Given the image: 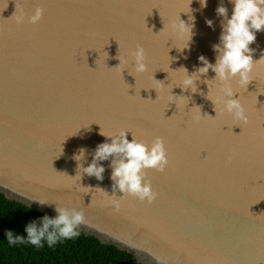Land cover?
Returning a JSON list of instances; mask_svg holds the SVG:
<instances>
[{
    "label": "water",
    "instance_id": "obj_1",
    "mask_svg": "<svg viewBox=\"0 0 264 264\" xmlns=\"http://www.w3.org/2000/svg\"><path fill=\"white\" fill-rule=\"evenodd\" d=\"M218 4L208 0L201 10L193 0L196 35L190 52H181L172 47L167 24L187 9V0H0V193L27 207L44 199L82 211L80 231L138 264H264V62L255 65L247 89L231 82L247 124L215 118L205 96L215 95L216 82H202L215 77L211 70L197 81L196 94L172 88L183 75L172 71L183 66L191 74L200 55L215 63ZM37 6L44 8L38 24H16L21 8L30 16ZM225 6L230 17L233 6L227 0ZM180 17L188 22L187 14ZM206 18L215 21V31ZM137 45L145 48L149 72L135 80L113 68L118 52L128 56ZM257 45L254 62L264 50V32L251 47ZM171 94L190 97L187 107L179 98L170 102ZM193 106L209 116L194 122ZM89 124L91 131L70 137ZM98 124L146 142L164 139L167 169L147 172L158 193L154 202L126 196L117 209L108 162L102 182L72 178V153L87 147L90 163L105 140ZM29 208L56 215L50 207Z\"/></svg>",
    "mask_w": 264,
    "mask_h": 264
},
{
    "label": "clouds",
    "instance_id": "obj_2",
    "mask_svg": "<svg viewBox=\"0 0 264 264\" xmlns=\"http://www.w3.org/2000/svg\"><path fill=\"white\" fill-rule=\"evenodd\" d=\"M192 2L193 0H187V9L181 11L188 15V22L181 19V12H179L178 16L171 19L167 24L169 37L173 41L172 47L181 52L184 50L190 52L191 45L194 43L193 38L196 35L194 31L195 17L192 15L193 10L190 8ZM198 3L202 10L207 7L208 0H198ZM227 3L233 6L230 17L229 9L225 6V0H219L215 10L217 18H220L221 27L219 42L212 45V49L216 54L215 63L210 62L204 55H200L198 60L201 66H194V71L191 74L183 66L172 71L182 70L183 73L178 83L173 85L172 88L179 87L182 91H190L192 94H196L198 92L197 81H200L202 76L207 77L209 70H211L215 73V77L212 80L205 79L202 82L207 83L208 87L210 82H216L215 95H210V90L206 96L203 92L199 94L212 102L216 113L215 118L218 114L227 115L238 124H247L249 115L241 98L236 97L239 92L233 89L231 82L237 80L241 88L247 89L248 84L253 80L251 74L255 65L264 62V50L261 52V58L254 62L253 56L259 45H257V48L251 47L257 42V33L264 32V0H227ZM43 13L44 8L41 6L35 7L30 16L21 8L19 13L15 14V22L22 25L27 21L29 24L36 25L41 21ZM205 23L215 31V21L213 19L206 18ZM165 27L166 25H164V30ZM174 44H179L180 47H176ZM115 58L119 60V64L113 69L118 70L121 74L127 70L128 74L133 76L135 80L136 74L149 72L145 48L142 45H137L134 50L128 53V56H121L118 52ZM161 86L165 87L163 83H161ZM154 89L156 90V88ZM171 97L170 102H175L176 105L177 98L184 101L185 107L189 104L190 97L173 96L172 94ZM218 106L219 112L217 111ZM193 109L198 112L192 117L196 123L207 115H201L199 106H193L188 112L191 113ZM90 125L79 127L75 134L70 137L80 133L81 129L91 131ZM129 134L131 140L128 138ZM100 135L105 140L96 145L91 153L90 163H87L89 155L87 147L81 146L72 153L70 159L76 165V175L72 178L81 181L83 176L86 175L102 182L105 179L104 173L106 171L104 162H108L107 167L111 169L109 179L112 192L109 196L117 209L120 207V200L126 196L136 197L140 201H146L149 204L154 202L158 193L153 190L151 182L147 179V172L148 170H155L162 173L167 169L169 159L164 139L156 136L150 142H146L138 139L130 130L121 129L118 132H105L101 126ZM62 145L57 158L64 154ZM102 191L108 194L105 190ZM117 193L122 195H117ZM33 203L40 209L52 208L56 215L49 216L45 213L41 217L32 219L25 225L26 236L6 229L5 237L10 247L31 245L39 249L47 245L49 248H54L57 244L75 239L80 235L79 229L85 222L82 211L60 206L56 202L44 199H34L28 207H31Z\"/></svg>",
    "mask_w": 264,
    "mask_h": 264
},
{
    "label": "trees",
    "instance_id": "obj_3",
    "mask_svg": "<svg viewBox=\"0 0 264 264\" xmlns=\"http://www.w3.org/2000/svg\"><path fill=\"white\" fill-rule=\"evenodd\" d=\"M43 215L0 193V264H138L130 253L104 244L80 230L77 238L59 243L54 248L47 245L39 249L31 245L10 247L7 244L6 229L26 236L25 225Z\"/></svg>",
    "mask_w": 264,
    "mask_h": 264
}]
</instances>
